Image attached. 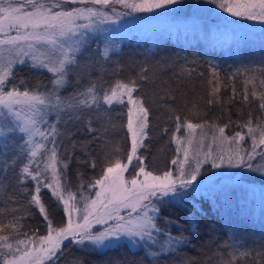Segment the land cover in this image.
<instances>
[{
    "label": "snow or ice",
    "instance_id": "snow-or-ice-1",
    "mask_svg": "<svg viewBox=\"0 0 264 264\" xmlns=\"http://www.w3.org/2000/svg\"><path fill=\"white\" fill-rule=\"evenodd\" d=\"M181 0H0V157L12 153L11 160H3L0 167V194L3 180L9 170L16 186L33 182V188H24L27 207L10 209L11 220L0 219V264H57L64 242L93 250L111 249L126 239L132 248L143 249L150 264H161L165 255H174L189 243L184 235L173 236L171 221L165 228L158 224L161 208L167 204L184 203L189 189L201 191L204 187L198 177L210 169H247L264 176V118L253 120L251 114L243 122H193L187 116L170 117L174 130L170 143L175 144V156L165 170L153 171L138 154L145 147L151 126V108L139 89V81L148 79L142 69L138 79L116 80L110 87L90 81L81 86L80 57L87 51L89 34L103 30L102 25L116 23L133 13H155L177 5ZM220 13L221 23L227 28L238 20L264 24V0H207ZM117 6L121 10H117ZM163 14V13H161ZM231 17V19H229ZM115 45L106 44L100 55L107 59ZM7 53V55H5ZM91 60V57L87 58ZM27 66L33 71L50 74L49 83L29 87L28 82H16V69ZM252 70L244 69L243 74ZM264 74V67L260 69ZM241 74L238 69L233 76ZM70 76L75 79L70 80ZM210 97L220 92L219 73L212 69ZM256 77L244 81L243 100L251 96L258 100L264 112V90L257 92ZM264 89V75L259 80ZM73 90L63 95L66 88ZM235 93V89H233ZM163 99V97L161 98ZM168 99L175 101V96ZM219 103L209 99L208 104ZM117 106L127 109L126 135L130 148L122 156L105 159L98 175L84 183L83 173H77V191L67 180V169L77 144L71 141V125L83 122L89 133L100 131L104 139L111 121V112ZM195 107V105L193 106ZM104 120L101 129L94 121ZM240 130L231 135L226 129L233 124ZM246 129V133L243 131ZM162 133L167 134L165 127ZM246 136L250 145H246ZM66 141L68 142L66 144ZM70 145V147H69ZM107 147V144L104 145ZM85 155L87 144L81 145ZM116 152L120 151L115 147ZM257 157L260 162H257ZM93 170L94 158L79 160ZM235 175V174H233ZM47 189L55 202L63 206L66 221L57 226L44 203L42 190ZM86 189L93 194L85 195ZM208 196L218 194L211 191ZM194 208L196 204L192 205ZM33 209L46 222V234L22 231V220ZM5 212L0 208V217ZM75 218H74V215ZM96 225H100L96 229ZM8 232V234H4ZM163 236V239L159 238ZM226 247L233 249L232 259L226 264H237V257L245 260L255 256L251 264H264V251L242 249L234 234ZM264 247V246H262ZM131 250V248H130ZM184 264H190L185 260Z\"/></svg>",
    "mask_w": 264,
    "mask_h": 264
},
{
    "label": "trees",
    "instance_id": "trees-1",
    "mask_svg": "<svg viewBox=\"0 0 264 264\" xmlns=\"http://www.w3.org/2000/svg\"><path fill=\"white\" fill-rule=\"evenodd\" d=\"M181 1L193 5L203 0ZM246 31L254 30L248 28ZM211 51L199 44L186 45L167 33L150 36L132 34L117 43L115 55L99 60L97 65L82 75L81 86H86L90 81H96L107 88L112 86L116 80L126 82L129 79H138L141 70L147 69L148 79L145 81L138 80V83L142 85L139 89L140 95L145 98L152 110L151 126L148 130V137L144 141L145 147L141 148L138 154L146 157L145 163L149 166L150 160L152 157H156L160 149L161 151L165 150L168 159H170L174 150L173 143H170L174 123L170 117H174L176 114H180L182 117L187 116L193 122L207 120L210 123L216 122L220 125L227 124L229 119L233 122L246 121L250 114L254 121L264 118V112L259 109L258 100H253L251 96L252 84L247 85L249 101L243 100L244 81L250 76L256 77L257 92L264 90L259 86V80L264 75L260 69L264 67V64L241 63L239 61L236 64H231L221 55L219 57H217L218 54L212 55ZM249 55L251 54L249 53ZM213 68L219 73L220 92L215 97H210L212 87L216 85L215 81L213 84H209V80L213 79ZM238 69L241 74L233 76ZM244 69L252 71L245 75L243 74ZM49 76L50 74L47 72L33 71L27 66L16 69V82L25 80L29 87L38 83L47 85ZM74 79V76H70V80L74 81ZM233 89H235V93H233ZM72 90V87L66 88L63 95H67ZM169 95L175 96V101L168 99ZM162 97L163 99H161ZM217 98L219 103L208 104L209 99L215 100ZM194 105L195 107H193ZM126 113L127 109L123 106H117L111 112V121L115 128L109 126L104 139L94 140V137L100 136V131L89 133L86 124L83 122L70 126L71 141L75 142L77 147L72 153V160L66 175L73 191H77L79 184L78 172L83 173L85 184L93 176L99 174L100 169L105 165L106 154L111 148L109 147L111 143L118 144L120 156L129 148V140L126 135ZM104 122V120L94 121L93 127L99 130ZM165 127L168 128L167 134L161 131ZM237 130L240 129L234 123L226 129V133L231 135ZM243 131L246 132L247 130L244 129ZM85 143L90 155H85L81 148V145ZM105 144L107 147H104ZM11 158V152H8L7 158H0V167H3V160L10 161ZM92 158L97 164L95 170L87 164L78 162ZM3 184L5 187L3 193L0 194V208H4L5 212L0 219L7 224L12 218L11 208L27 207L28 196L24 192V188L27 187L31 190L33 182L29 181L26 185L16 186L15 177L10 169L3 180ZM189 193L190 195L185 198L184 203L167 204L161 208L159 226L162 229L165 228V220H169L172 222L170 225L171 234L173 236L182 234L189 241L176 254L163 256L161 264H178L183 258L190 264H197L194 262L196 260L194 258L200 257L197 253L198 250L206 251V262L200 264H226L232 259L230 254L233 249L225 246L229 242L231 233L221 218L218 206L208 197L202 195L197 197L190 191ZM42 194L49 215L57 225L62 218L60 207L45 189L42 190ZM84 194H93V190L86 189ZM193 204H196L195 208L192 206ZM22 223L24 225L22 231L24 232L46 234V222L36 209H33L31 214L22 220ZM4 234H8V232ZM159 239L162 240L163 236ZM242 245L249 247L252 244L248 242ZM243 246H241L242 249H244ZM246 249L250 250L251 248ZM253 250L258 249L253 247ZM58 256L57 264H99L100 261L112 263L114 260L120 264L124 263L123 260L129 264L132 263L131 261H137L138 264H150L143 249L130 251L123 243L108 250H93L91 247L72 250V247H69L65 248L62 253H58ZM214 256H221V258L218 260ZM254 256L255 251H252V256H249L247 260L238 256L237 264H251Z\"/></svg>",
    "mask_w": 264,
    "mask_h": 264
},
{
    "label": "rangeland",
    "instance_id": "rangeland-1",
    "mask_svg": "<svg viewBox=\"0 0 264 264\" xmlns=\"http://www.w3.org/2000/svg\"><path fill=\"white\" fill-rule=\"evenodd\" d=\"M117 10H121L119 6H117ZM218 11L207 0L193 5L181 1L179 4L170 6L165 10H159L155 13H133L121 17L116 23L102 25L101 28L103 30L89 34L87 51L84 56L80 57V68L77 71H80L83 75L91 67L97 65L99 60H104L100 53L106 44H114L116 46L115 51L109 53V56L115 55L117 43L132 34L150 36L167 33L186 45L199 44L210 51L213 50L211 51L212 55L218 54L217 57L221 55L231 64H236L237 61L264 64V24L238 20L235 25L225 28L220 20V17L225 14L220 13V16H217ZM248 28L254 31H246ZM247 55L249 57H246ZM88 57H91V60H88ZM244 57L245 59H243ZM128 140L130 148L129 137ZM249 145L250 140L246 136L245 146ZM109 147L111 148L106 154L107 158L120 156L119 152L114 150L115 147H119L118 144L111 143ZM175 147V144H173V149ZM6 155L8 156V153ZM6 155L0 158H7ZM174 156V150L170 159H168L165 150L161 151L160 149L156 157H152L150 160L149 169L153 171L165 170L167 166H170V160ZM257 162H260L259 157H257ZM198 181L204 186L201 191H193L192 189H189V191L197 197L200 195L208 197L218 206L223 222L230 230V233L234 234L237 241L240 242V247L243 246L242 244L249 242L252 245H249V247L243 246L244 249L251 248L250 250H253L254 247L259 251L264 250V247H262L264 246V176L247 169H210L209 166H205V171L198 177ZM45 190L51 196L50 191ZM209 191L218 195L208 196L207 192ZM59 207L62 216L60 220L66 221L67 217L63 213V206L59 205ZM73 215L75 218L76 214L74 213ZM59 225L60 222L57 226ZM95 227L99 229L101 226L96 225ZM246 240L248 241L246 242ZM121 243L125 244L128 250L131 248L130 251L136 250V248H132L127 243L126 239L121 240L118 244ZM116 245L114 244L113 247ZM69 247H72V250H76L83 246H77L65 241L63 250ZM205 252L198 250L197 253L200 257H195L194 259L196 260L194 262L197 264L206 262ZM214 257L216 258L217 256ZM220 258L221 256L217 257L218 260ZM123 261L124 263L122 264H129V262ZM102 262L100 261L99 264ZM131 262L130 264L137 263V261ZM184 262L185 258L179 261L178 264H184ZM102 264L120 263L114 260L112 263L103 262Z\"/></svg>",
    "mask_w": 264,
    "mask_h": 264
}]
</instances>
